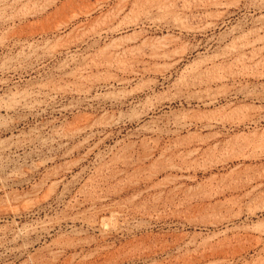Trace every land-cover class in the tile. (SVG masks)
<instances>
[{
  "label": "rangeland",
  "instance_id": "374dc122",
  "mask_svg": "<svg viewBox=\"0 0 264 264\" xmlns=\"http://www.w3.org/2000/svg\"><path fill=\"white\" fill-rule=\"evenodd\" d=\"M52 1L0 0V264H264V0Z\"/></svg>",
  "mask_w": 264,
  "mask_h": 264
},
{
  "label": "bare ground",
  "instance_id": "6f19581e",
  "mask_svg": "<svg viewBox=\"0 0 264 264\" xmlns=\"http://www.w3.org/2000/svg\"><path fill=\"white\" fill-rule=\"evenodd\" d=\"M58 0H53L52 2H51V4L52 5H55L56 4V2H57ZM63 1V0H62ZM60 2V1H59ZM65 2H67V1H65ZM74 2V1H73ZM83 2V1H82ZM109 2V0H97V4H98V7L100 6V5H106L107 3ZM58 4V3H57ZM224 3L221 1V0H212V3L211 4H209V5H214V6H222ZM71 5H73V4H71ZM161 5V4H160ZM64 6V5H63ZM67 7V6H66ZM42 9V8H41ZM55 9V8H54ZM58 9V8H57ZM46 10V9H45ZM87 11V10H86ZM84 11V12H79L78 14H75L74 16H75V18L76 17H79L80 15H82V14H89V12L87 11ZM114 27V26H113ZM110 28V27H109ZM120 29V28H119ZM101 31V30H100ZM103 31V30H102ZM114 42V41H113ZM153 46V45H152ZM240 54V53H239ZM155 57H157V56H155ZM3 69V68H2ZM57 84V83H56ZM54 92V91H53ZM116 95V94H115ZM122 97V96H121ZM51 98V97H50ZM120 98V97H119ZM22 101H23V99H22ZM31 104V103H30ZM30 106V105H29ZM161 106V105H160ZM206 106V105H205ZM112 118V117H111ZM110 120H112V119H110ZM254 120V119H253ZM151 122V121H150ZM192 122V121H191ZM160 123V122H159ZM170 123V122H169ZM146 125V124H145ZM151 125V124H150ZM185 125V124H184ZM110 126V125H109ZM210 126V125H209ZM88 127V126H87ZM97 127V126H96ZM141 127V126H140ZM144 127V126H143ZM50 128V127H49ZM92 128V127H91ZM94 128V127H93ZM179 128V127H178ZM192 128V127H191ZM78 129H80V128H78ZM163 129V128H162ZM86 130V129H85ZM154 130V129H153ZM159 130V129H158ZM93 131V130H92ZM80 132H82V131H80ZM154 132H156V131H154ZM158 132V131H157ZM33 134V133H32ZM59 136V135H58ZM30 137V136H29ZM26 139V138H25ZM30 139V138H29ZM38 140V139H37ZM40 140V139H39ZM50 140V139H49ZM26 145V144H25ZM4 150H5V147H2V146H0V154L2 153V151L4 152ZM196 152V151H195ZM40 155V154H39ZM47 157V156H46ZM1 158V157H0ZM1 160V159H0ZM37 164V163H36ZM7 173V172H6ZM53 184V183H52ZM30 192V191H29ZM37 193V191H32V193L30 194V195H33V194H36ZM25 199V198H24ZM31 200V199H30ZM27 201H29V200H27ZM25 202H23V204H24ZM32 203V202H31ZM8 204H9V202H8ZM23 204H21L22 205V207H23ZM26 204V203H25ZM24 204V205H25ZM30 204V203H29ZM20 205V206H21ZM10 209V208H9ZM12 209V208H11ZM11 209H10V211H11ZM7 210V209H6ZM19 210V209H18ZM17 210V208L15 207V209H12V212L14 211V212H16V211H18ZM264 210V209H263ZM5 211V210H4ZM31 229V228H30ZM27 230V229H26ZM23 231V230H22ZM23 233V232H22ZM23 235V234H22ZM20 236V235H19ZM251 237H253V236H251ZM259 237H260V234H259ZM262 239V238H261ZM203 255V254H202Z\"/></svg>",
  "mask_w": 264,
  "mask_h": 264
}]
</instances>
